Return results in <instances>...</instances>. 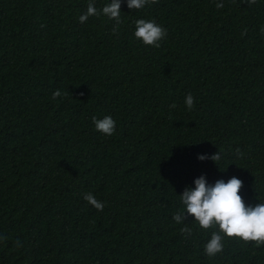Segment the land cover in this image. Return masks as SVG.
<instances>
[{"label":"trees","instance_id":"1","mask_svg":"<svg viewBox=\"0 0 264 264\" xmlns=\"http://www.w3.org/2000/svg\"><path fill=\"white\" fill-rule=\"evenodd\" d=\"M89 2L0 0V264H264L237 240L208 257L212 230L172 219L201 175L264 202V0H123L115 34L79 22ZM138 19L167 30L160 47L135 39Z\"/></svg>","mask_w":264,"mask_h":264},{"label":"clouds","instance_id":"2","mask_svg":"<svg viewBox=\"0 0 264 264\" xmlns=\"http://www.w3.org/2000/svg\"><path fill=\"white\" fill-rule=\"evenodd\" d=\"M123 0H110L102 8L95 6V0H90L86 12L79 16V22L85 23L89 17H107L114 20L115 26L112 31L115 34L122 22L121 4ZM158 0H126L128 9L139 10L146 5L155 4ZM252 5L257 0H244ZM217 9L223 8V3L216 4ZM264 32V29H261ZM246 33V30H245ZM245 33H242L245 34ZM167 35V30L159 25L155 20L138 19L135 21L134 37L144 46L160 47V41ZM62 95L57 89L52 93L55 100ZM194 97L189 93L185 97V105L189 110L194 107ZM170 107L175 108L172 104ZM95 130L105 136H112L116 131V122L111 116L102 119L92 117ZM198 160L211 159L217 162L221 159V154L217 153L207 156L198 155ZM217 164V163H216ZM243 181L233 176L225 182L223 179L216 180L209 184L205 175H201L194 180V187H186L180 194L181 208L173 215L172 219L177 224H185L180 229L182 234L191 235V228L185 223L188 217L194 218V223L199 229L207 232L211 231L210 239L204 245V253L208 257H214L224 249L225 240H237L244 244H253L255 247H264V202L246 205L242 195ZM83 199L98 211H103L104 203L97 200L92 193H86ZM7 240V237L0 236V241ZM15 247H22V242L14 241Z\"/></svg>","mask_w":264,"mask_h":264}]
</instances>
